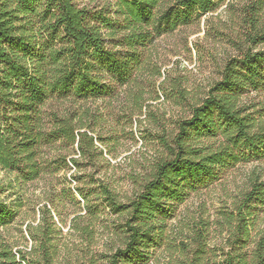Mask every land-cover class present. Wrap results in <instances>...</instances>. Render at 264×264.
<instances>
[{"label":"trees","instance_id":"16d2710c","mask_svg":"<svg viewBox=\"0 0 264 264\" xmlns=\"http://www.w3.org/2000/svg\"><path fill=\"white\" fill-rule=\"evenodd\" d=\"M77 1L0 0V167L19 185L40 179L53 164L68 165L63 155L46 159L48 145H77L79 157L91 158L94 139L83 118L52 106L108 97L112 81L128 83L140 65V48L152 39L151 26L161 35L227 5L240 13L247 39L242 54L226 62L204 99L177 122L176 133L159 137L168 154L133 198L122 202L109 184L99 185L105 206L123 217L126 234L107 264H141L163 242L168 221L192 192L239 163L264 160V115L242 97L264 89V49H258L264 44V0H175L160 15L155 9L164 0H106L98 10ZM70 162L79 165L75 157ZM21 206L0 198V229ZM263 206L264 179L254 174L225 217L228 251L219 261L209 256L200 229L195 256L179 264H264V228L252 237ZM54 226L53 217L30 225V250L15 251L0 232V264H54Z\"/></svg>","mask_w":264,"mask_h":264},{"label":"rangeland","instance_id":"374dc122","mask_svg":"<svg viewBox=\"0 0 264 264\" xmlns=\"http://www.w3.org/2000/svg\"><path fill=\"white\" fill-rule=\"evenodd\" d=\"M174 1L164 0L155 13L160 15ZM77 2L98 10L106 0ZM150 29L152 39L140 48V65L128 83L112 81L115 89L108 97L52 106L83 118L94 139L91 158L79 157L77 145H48L44 157L63 155L68 165L65 161L53 164L40 179L21 185L0 167V198L22 205L17 218L0 229L15 251L33 247L30 225L53 217L58 248L54 264H107V257L123 246L126 234L123 217L105 206L99 185L109 184L122 202L133 198L155 162L168 154L159 137L176 133L177 122L190 115L221 78L226 62L247 46L240 13L227 5L161 35L153 26ZM258 49H264V44ZM242 97L264 115V89ZM73 157L79 159L77 167L70 162ZM254 174L264 179V160L239 163L209 186L192 192L168 221L163 242L141 264H179L195 256L200 229L208 255L219 261L228 251L230 229L225 217ZM263 228L264 206L257 211L252 237L256 239Z\"/></svg>","mask_w":264,"mask_h":264}]
</instances>
